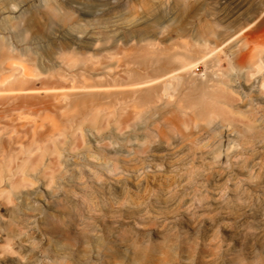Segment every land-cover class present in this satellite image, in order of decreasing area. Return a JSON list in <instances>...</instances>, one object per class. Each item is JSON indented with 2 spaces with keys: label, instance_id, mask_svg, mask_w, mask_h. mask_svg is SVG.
Segmentation results:
<instances>
[{
  "label": "rangeland",
  "instance_id": "1",
  "mask_svg": "<svg viewBox=\"0 0 264 264\" xmlns=\"http://www.w3.org/2000/svg\"><path fill=\"white\" fill-rule=\"evenodd\" d=\"M41 3L26 28L0 1V88L23 91L0 92V264H264V0H198L183 36L174 0H52L65 23ZM210 28L216 63L168 98L59 96L155 78L176 64L137 55ZM200 85L223 93L202 118Z\"/></svg>",
  "mask_w": 264,
  "mask_h": 264
},
{
  "label": "bare ground",
  "instance_id": "2",
  "mask_svg": "<svg viewBox=\"0 0 264 264\" xmlns=\"http://www.w3.org/2000/svg\"><path fill=\"white\" fill-rule=\"evenodd\" d=\"M0 1L8 5V7H6L7 8L6 10L10 11V13L14 12L15 9L18 8L19 12L17 15H14V18L16 20L23 19L25 21L24 25L26 28L35 27L36 25L35 12L34 13L31 12L29 15L26 16V11L24 9H21L23 4L28 3L29 0H20V1L19 0H0ZM41 2H42L41 3L42 6L46 10V13L50 15L51 17H54L56 20L63 22V23L69 20L71 16V10H69L68 8L69 6L65 8L61 6L59 7L57 4L52 3V0H41ZM197 2L198 0H174L175 6H176L175 15L177 16V23L174 26L173 30L177 35L183 36L185 32V28H184L185 22L190 17L196 14L195 6ZM263 22H264V8L254 18L252 22V26L258 27ZM139 23L151 29L163 28L161 26L162 22H159L157 17H154L151 19H148L147 17L141 20ZM18 26H19V23L16 21L13 24V27L15 28V31H16L15 35L22 36L23 32L18 28ZM210 32H211V28L209 30L208 29L199 30V32H197L196 34L197 38L194 40V43L189 44L187 47L186 45H182L178 52H172L168 50H166L165 52H155V51L143 50L142 53L137 55L135 58L138 61V63L142 65H150L153 62H159L158 63L159 69H157L158 71L165 69L167 66L173 63L176 64V67L162 74L160 73V75L156 76L155 78H151L146 81L132 83L126 86H118V87H113V88L83 87L82 89H76L77 93H71V90H70L67 92H61L59 96H61L64 101H68V97L70 95H77V96H80V98L82 99L88 98L91 100L100 95H116V94L120 95V94H126V93L127 94L128 93H138L136 106L138 104L139 107L146 103L152 102L154 98L158 96H166L168 98L172 96V93L175 92L176 89L180 86V84L184 81L187 71H189L195 66L198 67V65L201 63L206 68L212 67L216 63L217 61L216 54L220 50L218 46L221 45L223 40L216 46L210 45V41H208L205 38V36L208 35V33ZM138 37H139L138 41H143L146 39L142 34H139ZM23 39H24V36H23ZM39 39H40V36H39ZM5 49H6V42L0 41V59L2 58V53L5 51ZM249 54H250L249 52H245L243 54L245 56L243 57L242 60L247 58ZM261 55L264 57V51L259 52V56ZM241 62L242 61H240V63ZM262 64H263L262 62H259L257 67H260ZM7 78L8 77H6L5 80ZM1 83H4V82L2 81ZM201 86L202 85L196 86L194 89L195 90L194 95H189L187 100L189 104L197 110V114L199 115V117L202 118L203 116L211 112H214L215 107H214L213 102L216 101V98L218 97L219 94L222 95L223 93L218 88L210 90V89L205 88L204 86L203 87ZM0 92L4 93L5 95L12 94L11 96L8 95V97H12L14 95H18L19 93L23 91H21L20 89L14 90L8 86V87L0 88ZM0 98H1V95H0ZM138 118L141 119V116H139Z\"/></svg>",
  "mask_w": 264,
  "mask_h": 264
}]
</instances>
